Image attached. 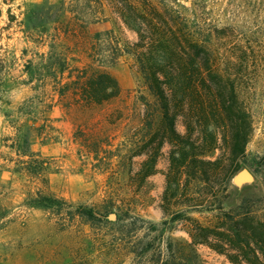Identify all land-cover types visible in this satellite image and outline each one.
I'll return each mask as SVG.
<instances>
[{"label": "rangeland", "instance_id": "1", "mask_svg": "<svg viewBox=\"0 0 264 264\" xmlns=\"http://www.w3.org/2000/svg\"><path fill=\"white\" fill-rule=\"evenodd\" d=\"M61 1L78 11L69 27L73 13L66 10L42 27L24 24L28 4ZM87 1L93 0H0V213L6 212L0 225V264H155L158 251L162 258L169 251L176 257L195 255V264H248L239 262L236 246L220 233L214 232L209 244L191 243L187 217L225 231L230 223L224 213L235 214L243 199H249L254 215L264 221V0H198L205 9L202 17L216 27L219 69L233 73L252 125L240 168L231 179L225 181L226 157H218L219 148L199 157L222 160L209 182L189 178L183 166L170 169L171 159L187 157H168L169 146L158 147L163 131L157 109L151 112V125L144 124L140 95L152 96L133 58L122 54L113 65L98 66L87 51L94 33L107 29L120 45L133 40L135 34L116 19L117 7L125 1L139 6L144 0H99L108 19L97 14L102 19L96 21H90ZM76 17L86 21L84 33L74 26L81 21ZM96 43L99 50L106 46ZM50 67H64L62 76L73 67H87L88 73L105 69L122 93L88 108L75 101L72 87L58 99ZM27 117L35 119L32 127L44 122L53 127L30 130L31 150L50 163L46 185L14 170L18 156L9 145L25 129ZM176 130L185 133L181 117ZM87 149H97L98 157ZM242 169L251 173V180H235ZM38 188L65 199L72 213L27 205ZM88 208L101 221L90 225L76 214ZM144 247L149 250L141 253Z\"/></svg>", "mask_w": 264, "mask_h": 264}, {"label": "trees", "instance_id": "2", "mask_svg": "<svg viewBox=\"0 0 264 264\" xmlns=\"http://www.w3.org/2000/svg\"><path fill=\"white\" fill-rule=\"evenodd\" d=\"M87 4L88 8L91 7V11H87L91 17L90 21L108 19L103 15L102 1H87ZM117 9L116 19L122 27L135 34L134 39L126 40L120 45L113 30L95 32L92 37L94 42L92 41L87 49L91 58L98 62V66L113 65L122 54L133 58L137 71L152 96V99L148 100L144 95H140L141 105L138 106L143 110L144 124L151 125V112L154 108L157 109L161 115L163 131L158 147L167 144L168 157H187L182 161L171 159L170 169L183 166L188 170L189 178L209 182L222 160L199 157H204L206 151L219 148L221 155L218 157H226V164L223 165L226 171L225 181L231 179L240 168L239 160L244 153L252 125L249 114L239 101L236 80L231 78L233 73H222L219 69L214 42L216 27L202 17L205 10L202 2L193 0L187 4V1L179 0H144L140 1L139 6H135L125 1L124 4L118 5ZM65 10L73 13L68 22L69 27L78 11L65 6L64 1L45 6L28 4L24 24L29 28L42 27L46 23L56 21ZM97 14H102V18ZM76 20L81 19L76 17ZM84 22L86 21L81 20L80 23H74L75 27H80L82 33V28H86ZM100 40L106 43V46L99 50L96 42ZM86 68L73 67L70 70L75 74L72 75L69 71L66 76L61 75L64 67L59 70L49 68L48 72L56 84L58 99L66 96L71 87L75 101L85 108L115 100L121 95L122 89L110 72L94 68L88 73ZM221 75H225V80H222ZM63 78H66L65 81ZM50 106L49 104L48 107ZM124 106L126 108V105ZM121 110L124 111L123 108ZM178 117H181L185 124L184 134L176 130ZM44 120L50 118L44 117ZM33 121L35 119L32 117L26 118V122L22 124L25 129L11 138L9 146L18 156L14 170L37 177L46 185L45 173L50 163L47 157L31 150L30 130L53 127L45 122L32 127ZM20 126L16 129L19 130ZM82 136V145L85 146V135ZM95 143L93 141V144ZM88 151L94 152L92 154L98 157L95 154L97 149H87L86 152ZM248 201L249 199H243L239 211L235 214L224 213L230 223L229 229L225 231H215L187 217L190 221L189 234L194 238L191 243L209 244L210 240L215 238L211 235L220 233L236 246V258L240 263L244 261L248 264H264V221L254 215ZM26 204L55 210L57 214H60L59 210L63 208L68 214L72 213L68 209L71 204L65 199L55 196L52 192L44 193L40 188L27 198ZM76 214L90 225L101 221L92 208L78 210ZM111 214L113 213L109 216ZM5 216L6 212L1 211L0 225L3 224ZM113 216L115 217L114 214ZM135 218L143 222L142 217ZM196 237L199 240L195 239ZM148 250L149 247H144L141 253ZM161 255V251H158L155 264H195V255L176 257L171 251L165 258Z\"/></svg>", "mask_w": 264, "mask_h": 264}, {"label": "water", "instance_id": "3", "mask_svg": "<svg viewBox=\"0 0 264 264\" xmlns=\"http://www.w3.org/2000/svg\"><path fill=\"white\" fill-rule=\"evenodd\" d=\"M252 179L251 173L247 169L240 170L235 176L236 181H248ZM114 217L113 214L110 215V218Z\"/></svg>", "mask_w": 264, "mask_h": 264}]
</instances>
